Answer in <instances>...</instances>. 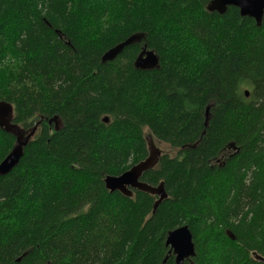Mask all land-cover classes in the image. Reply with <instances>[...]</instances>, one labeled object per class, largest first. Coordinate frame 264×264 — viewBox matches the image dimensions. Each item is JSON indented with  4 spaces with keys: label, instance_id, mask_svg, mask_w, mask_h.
<instances>
[{
    "label": "trees",
    "instance_id": "1",
    "mask_svg": "<svg viewBox=\"0 0 264 264\" xmlns=\"http://www.w3.org/2000/svg\"><path fill=\"white\" fill-rule=\"evenodd\" d=\"M210 1L0 0V100L37 126L0 175V264H177L165 242L183 225V264H264V17ZM145 44L158 68L134 66ZM148 134L177 150L141 177L164 184L156 210L104 182L149 155ZM14 141L0 128V162Z\"/></svg>",
    "mask_w": 264,
    "mask_h": 264
},
{
    "label": "water",
    "instance_id": "2",
    "mask_svg": "<svg viewBox=\"0 0 264 264\" xmlns=\"http://www.w3.org/2000/svg\"><path fill=\"white\" fill-rule=\"evenodd\" d=\"M230 6L237 7L242 16L253 18L258 26L262 25L264 17V0H211L207 4V9L211 12L216 11L219 14H225ZM143 38V33L130 35L124 41L108 49L102 56V62L114 61L124 51L125 47L139 43ZM134 66L142 70L158 68L160 66L159 56L145 44L137 56ZM246 94L249 95L248 90ZM210 107L211 106H207L206 108V126L208 125ZM103 121L109 122V117H105ZM48 122L49 124L55 122V129L59 130L61 121L58 115L53 116ZM0 128L15 137L12 149L0 162V175H6L19 164L24 155L25 147L34 139L37 126L31 131L21 128L20 125L14 122L13 104L5 100H0ZM147 141L149 155L144 160L133 165L130 169L118 176H106L104 182L109 191H120L125 196L131 197L135 189L156 195L157 199L154 203V210H156L160 203L168 197V193L166 192L163 182L157 186H153L141 180L143 173L153 168L158 163L161 155L151 134H148ZM229 235L231 236V234ZM231 237L234 238L233 236ZM165 243L170 249L163 262H166L168 258L173 255L177 264H183L185 261H191L192 257L196 255L193 234L188 225H183L171 230L167 234ZM256 258L264 262V257L261 255H256ZM19 260H21V258H19L18 261Z\"/></svg>",
    "mask_w": 264,
    "mask_h": 264
},
{
    "label": "rangeland",
    "instance_id": "3",
    "mask_svg": "<svg viewBox=\"0 0 264 264\" xmlns=\"http://www.w3.org/2000/svg\"><path fill=\"white\" fill-rule=\"evenodd\" d=\"M156 144H157V147L162 151V152H167L168 154L170 155H173L176 153V149H172L167 143H164V142H159V141H156ZM26 149V147H25ZM25 152V150H24ZM19 259V258H18Z\"/></svg>",
    "mask_w": 264,
    "mask_h": 264
},
{
    "label": "bare ground",
    "instance_id": "4",
    "mask_svg": "<svg viewBox=\"0 0 264 264\" xmlns=\"http://www.w3.org/2000/svg\"><path fill=\"white\" fill-rule=\"evenodd\" d=\"M261 26V25H260Z\"/></svg>",
    "mask_w": 264,
    "mask_h": 264
}]
</instances>
